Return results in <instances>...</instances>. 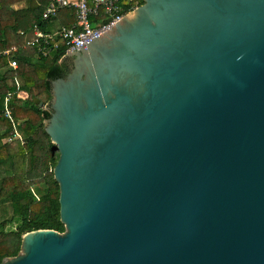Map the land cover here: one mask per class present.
<instances>
[{"label": "water", "instance_id": "obj_1", "mask_svg": "<svg viewBox=\"0 0 264 264\" xmlns=\"http://www.w3.org/2000/svg\"><path fill=\"white\" fill-rule=\"evenodd\" d=\"M67 56L64 231L0 264H264V0H143Z\"/></svg>", "mask_w": 264, "mask_h": 264}, {"label": "trees", "instance_id": "obj_2", "mask_svg": "<svg viewBox=\"0 0 264 264\" xmlns=\"http://www.w3.org/2000/svg\"><path fill=\"white\" fill-rule=\"evenodd\" d=\"M47 1L0 0V262L19 252L22 235L28 231H64L59 220V187L53 178L59 153L43 123L50 112L38 106L34 98L47 103L51 98L50 82L69 72L61 61L67 47L61 42L56 48L51 44L46 56L29 46L19 47L10 55L1 53L25 43L20 31L36 25L42 32H54L75 22L74 13L68 9L42 21L41 13ZM142 3L143 0H119L124 12ZM53 20L57 21L56 26H51ZM91 24L94 25L92 19ZM10 58L17 60L16 73L8 66ZM20 91L27 97H17ZM8 93L11 94L8 106L22 143L4 140L12 132L11 122L3 115Z\"/></svg>", "mask_w": 264, "mask_h": 264}, {"label": "built area", "instance_id": "obj_3", "mask_svg": "<svg viewBox=\"0 0 264 264\" xmlns=\"http://www.w3.org/2000/svg\"><path fill=\"white\" fill-rule=\"evenodd\" d=\"M63 9L71 10L74 13L76 20L72 25L61 26L54 32H42L35 25L33 27L34 37L32 40L25 42L21 46L11 47L1 53L3 55H10L18 51L19 47L29 46L34 47L46 56L51 49L50 45L52 44L56 48L60 42L67 47V52L73 47L110 29L127 13L119 5V0H48L41 13L42 21L55 18L59 11ZM91 19L94 20V25L91 24ZM8 66L16 73L18 67L17 60L10 58L8 60ZM15 80L18 85V79L15 78ZM17 97L23 98L19 92L17 93ZM10 98L11 94L8 93L5 97L3 115L11 122L12 132L5 139L6 142L19 140L22 143L21 134L17 130L16 121L12 117V110L8 106Z\"/></svg>", "mask_w": 264, "mask_h": 264}, {"label": "rangeland", "instance_id": "obj_4", "mask_svg": "<svg viewBox=\"0 0 264 264\" xmlns=\"http://www.w3.org/2000/svg\"><path fill=\"white\" fill-rule=\"evenodd\" d=\"M16 7H18V5H16ZM56 25H57V21L53 20L51 22V26H56ZM20 32L22 33L21 35H23L25 42L32 40V38L34 37L33 28H29L27 31H20ZM15 47H17V46H15ZM26 97H27V95H26V93H24L23 98H26ZM4 140L6 141V139H4Z\"/></svg>", "mask_w": 264, "mask_h": 264}, {"label": "flooded vegetation", "instance_id": "obj_5", "mask_svg": "<svg viewBox=\"0 0 264 264\" xmlns=\"http://www.w3.org/2000/svg\"><path fill=\"white\" fill-rule=\"evenodd\" d=\"M62 62L67 66V68L71 67V58H69V56L65 57Z\"/></svg>", "mask_w": 264, "mask_h": 264}, {"label": "crops", "instance_id": "obj_6", "mask_svg": "<svg viewBox=\"0 0 264 264\" xmlns=\"http://www.w3.org/2000/svg\"><path fill=\"white\" fill-rule=\"evenodd\" d=\"M19 93H20V94L22 93L21 95L23 96V94H24L25 92H23V91H20Z\"/></svg>", "mask_w": 264, "mask_h": 264}]
</instances>
